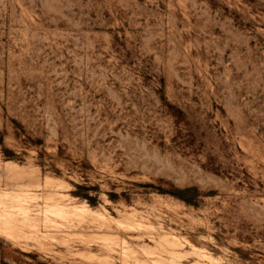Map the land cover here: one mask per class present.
Returning <instances> with one entry per match:
<instances>
[{"label":"rangeland","instance_id":"374dc122","mask_svg":"<svg viewBox=\"0 0 264 264\" xmlns=\"http://www.w3.org/2000/svg\"><path fill=\"white\" fill-rule=\"evenodd\" d=\"M0 219V264H264V0H0Z\"/></svg>","mask_w":264,"mask_h":264},{"label":"trees","instance_id":"16d2710c","mask_svg":"<svg viewBox=\"0 0 264 264\" xmlns=\"http://www.w3.org/2000/svg\"><path fill=\"white\" fill-rule=\"evenodd\" d=\"M9 150L5 148V152H8ZM79 187H84V186H79ZM195 188L194 187H187L179 190H175L173 193L176 194L177 196L183 198L187 202H192L193 198L190 195L191 191H193ZM111 195H115L114 193H111ZM86 198H88L91 202H95L97 200V196L91 195L89 193L83 194Z\"/></svg>","mask_w":264,"mask_h":264},{"label":"bare ground","instance_id":"6f19581e","mask_svg":"<svg viewBox=\"0 0 264 264\" xmlns=\"http://www.w3.org/2000/svg\"><path fill=\"white\" fill-rule=\"evenodd\" d=\"M54 196H55V195H54ZM24 207H25V206H24ZM26 209H27V210H26ZM83 210H84V209H81V208H80V210H79V207H78V210L75 209V210H73V212H74V213L76 212V213H78V214H81V213H84ZM24 211L27 213V212H28V208H24ZM64 211H65V210H64ZM29 212H30V211H29ZM27 214H28V213H27ZM68 215H69V213H68ZM15 217H16V216H15ZM15 217H14V218H15ZM12 219H13V218H12ZM0 221H1V219H0Z\"/></svg>","mask_w":264,"mask_h":264}]
</instances>
